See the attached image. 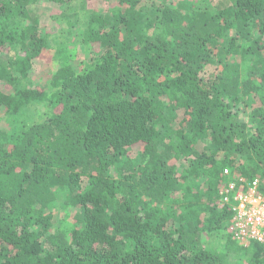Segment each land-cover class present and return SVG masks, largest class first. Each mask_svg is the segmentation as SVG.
Instances as JSON below:
<instances>
[{
	"label": "trees",
	"instance_id": "trees-1",
	"mask_svg": "<svg viewBox=\"0 0 264 264\" xmlns=\"http://www.w3.org/2000/svg\"><path fill=\"white\" fill-rule=\"evenodd\" d=\"M48 1L84 15L95 57L80 74L63 63L51 92L31 86L52 47L38 0H0V82L14 84L0 93V264H264L219 204L225 169L264 194V0ZM40 104L47 122L28 113ZM50 208L73 210L70 226Z\"/></svg>",
	"mask_w": 264,
	"mask_h": 264
},
{
	"label": "rangeland",
	"instance_id": "rangeland-1",
	"mask_svg": "<svg viewBox=\"0 0 264 264\" xmlns=\"http://www.w3.org/2000/svg\"><path fill=\"white\" fill-rule=\"evenodd\" d=\"M83 0H76L72 2V6L79 7ZM100 3L95 1H88L86 7L96 8L101 13H107L112 9L111 5L119 3V0H99ZM160 4H168L170 6H180L181 3H185V0H154ZM218 0H215L217 2ZM90 8V9H92ZM73 9V8H72ZM93 10V9H92ZM74 11V9H73ZM31 17L37 19L38 28L43 36H45L52 46L50 50H47L39 59L34 63L32 73L30 75L31 86L40 87L46 91L51 92V79L54 73L62 66L63 63L68 62V65L74 68L75 72L80 74L87 69L88 63L95 57L94 51H91L86 44L79 43V33L83 28L82 13L78 14L79 19L69 21L63 18H57L64 12L68 13V10L64 11L59 5L49 2L48 0H38V2L30 7ZM60 46H65L62 52H59ZM17 53L15 51H7L4 55V60H8L14 57ZM60 53V54H59ZM264 53V50H263ZM25 85V82L24 84ZM14 91V84L8 82H0V93L12 94ZM31 119L36 121H48L51 115V107L48 104H40L31 106L29 110ZM4 112H0V118H2ZM3 123V122H2ZM177 128V127H176ZM182 170V168H181ZM180 170V171H181ZM115 175V173L113 172ZM48 213H52L56 220V227L70 226L66 220V216L73 214V210H66L60 208H50ZM209 246L213 248H222L223 238L216 237L212 239H206L205 241Z\"/></svg>",
	"mask_w": 264,
	"mask_h": 264
},
{
	"label": "built area",
	"instance_id": "built-area-1",
	"mask_svg": "<svg viewBox=\"0 0 264 264\" xmlns=\"http://www.w3.org/2000/svg\"><path fill=\"white\" fill-rule=\"evenodd\" d=\"M224 175L219 204L234 212L231 229L235 239L245 247L251 242L264 244V194L259 190L260 177L234 179L229 169L224 170Z\"/></svg>",
	"mask_w": 264,
	"mask_h": 264
}]
</instances>
